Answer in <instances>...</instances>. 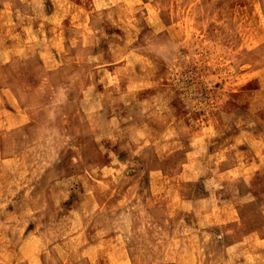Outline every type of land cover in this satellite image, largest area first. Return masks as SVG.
Here are the masks:
<instances>
[{"label": "rangeland", "instance_id": "obj_1", "mask_svg": "<svg viewBox=\"0 0 264 264\" xmlns=\"http://www.w3.org/2000/svg\"><path fill=\"white\" fill-rule=\"evenodd\" d=\"M262 255L264 0H0V264Z\"/></svg>", "mask_w": 264, "mask_h": 264}, {"label": "crops", "instance_id": "obj_2", "mask_svg": "<svg viewBox=\"0 0 264 264\" xmlns=\"http://www.w3.org/2000/svg\"><path fill=\"white\" fill-rule=\"evenodd\" d=\"M262 254H263V252H262ZM260 256V255H259ZM262 256H264V255H262Z\"/></svg>", "mask_w": 264, "mask_h": 264}]
</instances>
